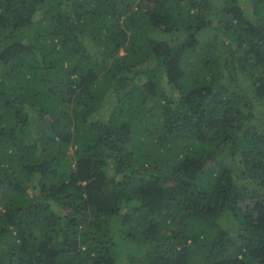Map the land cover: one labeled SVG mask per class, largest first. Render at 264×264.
<instances>
[{"label":"trees","instance_id":"obj_1","mask_svg":"<svg viewBox=\"0 0 264 264\" xmlns=\"http://www.w3.org/2000/svg\"><path fill=\"white\" fill-rule=\"evenodd\" d=\"M221 1L0 0V264H264V0Z\"/></svg>","mask_w":264,"mask_h":264},{"label":"rangeland","instance_id":"obj_2","mask_svg":"<svg viewBox=\"0 0 264 264\" xmlns=\"http://www.w3.org/2000/svg\"><path fill=\"white\" fill-rule=\"evenodd\" d=\"M221 5H222V1L221 0H212V8L217 10V9H219L221 7ZM258 117H261V116H259V114H258L257 118ZM259 124L261 125V123H259Z\"/></svg>","mask_w":264,"mask_h":264}]
</instances>
